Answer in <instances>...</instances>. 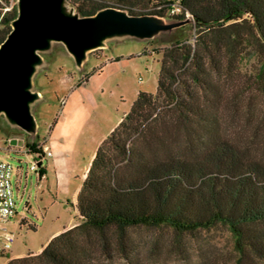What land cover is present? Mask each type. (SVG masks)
<instances>
[{"label":"trees","instance_id":"trees-1","mask_svg":"<svg viewBox=\"0 0 264 264\" xmlns=\"http://www.w3.org/2000/svg\"><path fill=\"white\" fill-rule=\"evenodd\" d=\"M96 1L76 9L82 15L115 6L132 14L192 16L196 38L164 50L156 94L139 92L99 144L72 201L75 225L39 252L10 258L7 264H96L102 258L110 263L115 251L134 264L129 229L192 232L217 225L234 236L235 264H264V162L219 135L218 113L205 107L203 95L227 96L236 90L243 47L252 44L259 56L253 86L264 97V0ZM175 5L181 11L171 14ZM16 15L14 0H0V43ZM172 125L185 128L193 158L173 153L165 132ZM26 146L39 160L44 157L37 144Z\"/></svg>","mask_w":264,"mask_h":264},{"label":"rangeland","instance_id":"rangeland-1","mask_svg":"<svg viewBox=\"0 0 264 264\" xmlns=\"http://www.w3.org/2000/svg\"><path fill=\"white\" fill-rule=\"evenodd\" d=\"M69 1L75 8L85 9L97 2ZM9 9L11 6L5 10ZM197 31L195 22L186 26L184 39L194 42ZM169 45L153 40L112 42L109 48L90 53L82 73L64 47L56 45L47 57L48 67L36 79L44 99L35 110L39 124L35 144H47L42 165L48 164L46 178L41 179L39 171L30 169L35 159L26 146L29 136L10 132L0 122V158L15 169L12 183L16 200L15 216L3 225L15 240L11 248L4 250L0 237V264H7L12 256L39 252L53 236L75 225L72 201L81 187V178L99 144L130 111L138 93L156 94L161 58ZM243 50L235 72L236 90L218 97L204 91V105L218 113L219 135L264 162V97L253 86L259 56L252 44ZM212 80L223 88L221 80ZM165 132L175 155L193 158L194 150L186 145L185 128L172 125ZM13 138L21 139L22 147L11 145ZM128 237L134 264H235L238 256L234 236L224 225L192 232L137 227L129 229ZM114 255L110 263L102 258L96 264H129L117 251Z\"/></svg>","mask_w":264,"mask_h":264},{"label":"water","instance_id":"water-1","mask_svg":"<svg viewBox=\"0 0 264 264\" xmlns=\"http://www.w3.org/2000/svg\"><path fill=\"white\" fill-rule=\"evenodd\" d=\"M14 1L17 15L0 43V122L10 132L27 134L31 145L38 141L35 110L44 99L36 79L48 67L47 57L56 45L64 47L82 73L90 53L109 48L112 42L173 44L184 39L185 27L194 22L192 16L132 14L115 6L82 15L69 0ZM17 143L11 139V145Z\"/></svg>","mask_w":264,"mask_h":264},{"label":"built area","instance_id":"built-area-1","mask_svg":"<svg viewBox=\"0 0 264 264\" xmlns=\"http://www.w3.org/2000/svg\"><path fill=\"white\" fill-rule=\"evenodd\" d=\"M180 11L181 8L178 5H175L171 10V14H177ZM46 145V142L41 141V144L37 145L36 148L38 150H42L45 155V150H47ZM47 155L51 156L52 153L48 151ZM39 159V155L35 154V160L30 167L32 171H39L38 173L41 172V165H39L41 160ZM14 170L15 169L11 163L0 158V237L4 240V250L11 248V245L15 240L14 235L8 232L5 227H3L4 224L11 222V219L16 214V200L12 183ZM40 177H45V175Z\"/></svg>","mask_w":264,"mask_h":264},{"label":"crops","instance_id":"crops-1","mask_svg":"<svg viewBox=\"0 0 264 264\" xmlns=\"http://www.w3.org/2000/svg\"><path fill=\"white\" fill-rule=\"evenodd\" d=\"M20 143H23V141L21 140V139H18V146H20V147H22V144H20ZM28 153H30V154H32V156L34 157V159H35V154L33 153V152H31V151H29ZM45 158H46V154L44 155V157L41 159V161L39 162L40 163V165H41V170L45 173L44 175H45V177H40L41 179H43V178H46V176H47V171H48V164H46L45 166H42L43 164H44V162H45ZM93 158V157H92ZM35 172V171H34ZM86 173V172H85ZM85 173H84V175H85ZM39 174V176H40V173H38ZM83 175V176H84ZM82 179H83V177L81 178V186H82ZM81 189V187L79 188V190ZM79 190L76 192V194L79 192ZM76 194H75V196H76ZM75 196H74V198H75ZM65 229V228H64ZM63 229V230H64ZM54 237V236H53ZM29 253H31V252H29ZM34 253H36V252H34ZM21 256H23V255H21ZM16 257H19V256H16ZM11 258H13V256L11 257ZM10 259V258H9Z\"/></svg>","mask_w":264,"mask_h":264}]
</instances>
